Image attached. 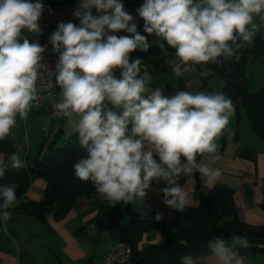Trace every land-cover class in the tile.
Masks as SVG:
<instances>
[{"label": "clouds", "instance_id": "clouds-1", "mask_svg": "<svg viewBox=\"0 0 264 264\" xmlns=\"http://www.w3.org/2000/svg\"><path fill=\"white\" fill-rule=\"evenodd\" d=\"M44 12L42 0H0V141L36 106L40 73L48 69L60 89L57 114L77 118V143L85 155L73 166L75 177L90 182L111 207L144 200L162 181L165 186L157 191L163 204L184 212L191 200L182 178L198 174L202 187L211 189L222 176L203 157L207 154L211 163L221 159L218 139L235 105L216 91L166 95L162 86H152L144 59L133 53L148 52L153 44L148 37H154L164 65L177 78L195 73L201 64H220L254 41L264 23V0H142L136 12L147 35L137 30L123 0H78L71 15L79 23L59 22L48 37L58 57L54 70L44 58L48 46L34 39L43 34ZM122 32L128 35H117ZM26 167L14 152L7 163L0 160V177L6 169ZM17 187L0 185L5 233L18 203ZM230 240L248 247L243 237ZM208 249L212 264H248L223 237L209 241ZM200 259L185 255L181 264Z\"/></svg>", "mask_w": 264, "mask_h": 264}, {"label": "crops", "instance_id": "crops-1", "mask_svg": "<svg viewBox=\"0 0 264 264\" xmlns=\"http://www.w3.org/2000/svg\"><path fill=\"white\" fill-rule=\"evenodd\" d=\"M125 10L130 14L134 13L132 8L125 7ZM141 25L137 26V30L142 35H147ZM118 35L128 34L122 32ZM148 40L153 41L148 52L137 51L133 56L144 59L143 67L152 74L153 84H173L175 81L173 79L177 77L167 69L164 62L157 61L158 55H162L161 59L165 57L161 49L156 46L155 38L149 36ZM160 66L166 67L165 74L169 76L163 77L162 82L157 83V77H162L158 75ZM202 73H204L202 67L198 65L195 73L185 74L177 80L181 79L185 86L189 85L197 91L203 90L206 88ZM166 79H171V83L164 82L167 81ZM33 109L41 113L29 114L24 120L26 134L15 130L16 135L13 136L19 154L27 155L30 160L38 153L45 137L52 135L58 129L64 130V127H59L57 118L51 117L46 105L41 109ZM42 112L48 114L51 119L49 127L40 120V117H43ZM232 118L231 126H228L218 139L221 159L211 163L207 154L203 157L206 163L221 170L222 176L219 181L211 189L202 187L198 174L195 179L184 177L179 182L190 192L189 206L199 205L198 195L206 197L229 194L226 212L228 220H238L251 227L264 226V139L253 133L249 125L241 126L240 121L236 122L234 117ZM76 119L68 121L66 127L75 129ZM60 121L64 123L65 117ZM57 143L59 145V141ZM0 160H5L2 152H0ZM164 186L162 181L154 183L152 187L156 190L149 191L144 200H136L126 206L119 204L123 210L122 215L103 230H100L98 220L100 215L104 220L108 214L101 213L102 202L96 193L78 197L63 217H56L50 213L40 220L23 213H15L8 222L7 233L0 226V264H103V255L120 241V231L128 222L152 220L158 213L163 217L161 221L164 227L145 232L138 247L161 244L165 238L175 232L173 218L176 213L163 204V194L157 191ZM45 188L44 180L39 178L32 180L21 201L41 200ZM231 237L235 236L223 238L229 240L233 247L240 248L236 240H230ZM240 254L247 257L248 264H264V252ZM196 257L201 258L198 264H212L209 252Z\"/></svg>", "mask_w": 264, "mask_h": 264}, {"label": "trees", "instance_id": "trees-1", "mask_svg": "<svg viewBox=\"0 0 264 264\" xmlns=\"http://www.w3.org/2000/svg\"><path fill=\"white\" fill-rule=\"evenodd\" d=\"M74 0H64L53 4H44L45 7L67 6ZM126 8H132L134 13L142 0H123ZM143 24V21L139 24ZM137 25V26H139ZM264 55V29H260L250 46L242 50L239 58L226 59L220 64H204L212 75L221 80L216 92H222L230 97L237 113L242 108L248 119L250 129L261 139H264V86L255 92H250L246 71L251 62ZM153 87L162 86L166 95H173L176 91H189L181 79L176 85L153 84ZM41 109V108H40ZM53 118V117H52ZM63 118V117H62ZM57 118V119H62ZM62 134L58 129L52 135L45 137L38 153L30 158L21 155L27 162V167L19 170L6 169L5 175L0 177V185L15 183L17 187L18 203L11 211L23 213L43 220L52 213L56 217H63L71 209L75 200L80 196H89L96 193L90 182H82L74 175V164L85 155L77 143V133L69 135L61 146L57 141ZM18 145L11 135L0 141V152L8 156L17 151ZM46 182V188L41 200L21 201L29 184L34 179ZM200 203L197 207L188 206L184 212L174 215L175 232L165 238L161 244H149L138 247L145 232L162 229L163 221L131 220L120 231V241L129 243L132 247V264H181L182 257L192 255L196 257L209 252L208 243L216 237L239 236L247 239L248 247L236 248L240 253L264 252V226H247L238 220L226 218L229 194L198 195ZM102 212L108 214L106 218L100 215L98 220L100 230L108 227L123 213L119 204L111 207L101 200ZM184 239L185 245L177 241Z\"/></svg>", "mask_w": 264, "mask_h": 264}, {"label": "built area", "instance_id": "built-area-1", "mask_svg": "<svg viewBox=\"0 0 264 264\" xmlns=\"http://www.w3.org/2000/svg\"><path fill=\"white\" fill-rule=\"evenodd\" d=\"M77 2L78 0H74L72 4L67 6L45 7L43 18L40 21L43 34L34 39H37L41 45L48 46L44 58L49 68L52 70H54L55 62L58 57L57 54L53 53L51 45L48 43V37L56 30L59 22L72 21L74 23H79V21L75 20L71 15L72 11L77 7ZM48 9H51L52 14L49 13ZM131 15L135 18L134 22L137 25L143 21L137 13ZM40 77L41 95L34 108L40 109L46 105L49 108L51 117L62 118L61 115L57 114V110L55 109V104L60 100V89L58 85L55 84L54 75L51 74L48 69H43L41 70ZM103 264H132L131 245L124 241H119L103 255Z\"/></svg>", "mask_w": 264, "mask_h": 264}, {"label": "rangeland", "instance_id": "rangeland-1", "mask_svg": "<svg viewBox=\"0 0 264 264\" xmlns=\"http://www.w3.org/2000/svg\"><path fill=\"white\" fill-rule=\"evenodd\" d=\"M62 1H64V0H42V2L44 4H53L55 2H62ZM257 23H260V22L257 20ZM260 29H264V23H260ZM249 46H250L249 43H244L243 46L240 49L235 50L234 54L231 57H229L228 59H237V58H239L242 50L246 49ZM161 57H162L161 54L157 56L158 63L159 62H164L165 59H161ZM169 58H172V57H169ZM199 66L202 67V71L204 72V73H202V76L204 78V86H205L206 89H203V90H205L207 92L216 91L217 87L221 84V80L218 77L212 75V73L210 72V69L207 66H205L204 64H201ZM165 68L166 67H163V66L159 67L158 75H161L162 77H160V76L157 77V81H156L157 83L162 82L161 80H162L163 77L169 76V74H165V73H167L165 71ZM246 76H247V79L249 81V90H250V92H255V91L259 90L262 86H264V55L255 58L251 62V64L249 65V67H248V69L246 71ZM166 80L167 81H164V82H170L171 83V79H166ZM173 80H175V81H174V83L172 85H176V83L178 82L177 78H174ZM186 87H188L190 89L189 91H191V92H196L197 91V90H195V88L189 87V85L186 86ZM203 90H199V91H203ZM40 113L41 112H37V111H34V109H32L29 114L30 115H32V114L39 115ZM42 114H43V117L41 116L40 120H42V122H45L47 124V126L49 127L50 125H48V124H49V121L51 120L49 115L44 113V112H42ZM233 117H234V120H236V122L240 121L239 123H240L241 126L249 125L248 119H247V117L245 115V112H244V110L242 108L239 110L238 113H237V111L235 109V115ZM74 119H76V118H74ZM232 120H233V118L231 119V121ZM68 121L70 122V120L65 118V122L62 123L60 121V119H57V122L59 123V127L60 128H61V126L64 127V130L62 131V134H61V136L58 139L59 146L63 145L65 143V141L67 140V138L69 137V135L72 134L75 131V129L72 130V129H68V127H66V124L68 123ZM228 126H231V125L229 124ZM25 129H26V127L24 126V120H20L19 119L18 123H17V126L12 130V135L13 136H14V134L16 135V131L15 130H19L21 132V134L22 133L26 134L25 133ZM25 144H26V142H25Z\"/></svg>", "mask_w": 264, "mask_h": 264}]
</instances>
